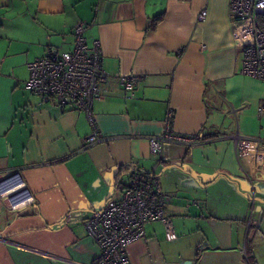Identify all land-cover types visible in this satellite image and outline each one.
Wrapping results in <instances>:
<instances>
[{
    "label": "crops",
    "instance_id": "0c3cea01",
    "mask_svg": "<svg viewBox=\"0 0 264 264\" xmlns=\"http://www.w3.org/2000/svg\"><path fill=\"white\" fill-rule=\"evenodd\" d=\"M79 22L106 71L139 78L132 95L115 78L102 86L92 112L104 140L87 147L83 110L25 86L27 63L71 49ZM248 39L228 0H0V173L18 170L25 184L13 203L30 199L0 208V264L92 263L99 248L84 220L134 169L172 195L176 237L146 223L127 264H258L247 221L264 215V80L241 72ZM168 110L173 132L200 141L153 155L148 136L163 132Z\"/></svg>",
    "mask_w": 264,
    "mask_h": 264
},
{
    "label": "built area",
    "instance_id": "2783aa9c",
    "mask_svg": "<svg viewBox=\"0 0 264 264\" xmlns=\"http://www.w3.org/2000/svg\"><path fill=\"white\" fill-rule=\"evenodd\" d=\"M228 11L232 19L249 32L241 72L264 80V0H228ZM205 17L206 11L202 10L197 18L201 21ZM87 26L83 22L74 26L71 49H51L46 55L28 62L29 75L25 81L32 94L60 107L71 106L86 113L91 130L83 140L85 147L104 140L92 112L93 100L98 97L102 86L115 78L132 95L139 79L136 75H112L103 68L100 41L96 39L90 45L87 43L84 35ZM171 117L172 111L168 110L163 132L148 136L153 155H159L167 143L191 147L200 141L197 135L173 132ZM249 184L253 204L255 188L251 181ZM24 188L18 170L0 173V208L19 210L28 204L29 198L13 203L14 196ZM171 198V194L162 191L157 174L134 169L119 194L109 197L101 208L92 211L84 220L87 235L99 248L97 257L90 264H127V245L145 238L144 226L150 221H161L167 237L174 239L172 220L165 213V206ZM70 219V215H66L65 221ZM255 224L250 213L247 227Z\"/></svg>",
    "mask_w": 264,
    "mask_h": 264
},
{
    "label": "rangeland",
    "instance_id": "374dc122",
    "mask_svg": "<svg viewBox=\"0 0 264 264\" xmlns=\"http://www.w3.org/2000/svg\"><path fill=\"white\" fill-rule=\"evenodd\" d=\"M258 220V225L255 224L253 229H257L253 234L249 233V243L253 250V256L258 264H264V215L255 212L253 219ZM255 220V221H256Z\"/></svg>",
    "mask_w": 264,
    "mask_h": 264
},
{
    "label": "trees",
    "instance_id": "16d2710c",
    "mask_svg": "<svg viewBox=\"0 0 264 264\" xmlns=\"http://www.w3.org/2000/svg\"><path fill=\"white\" fill-rule=\"evenodd\" d=\"M163 14L160 13L152 18V21L150 23V27H154L158 24V22L162 19Z\"/></svg>",
    "mask_w": 264,
    "mask_h": 264
}]
</instances>
